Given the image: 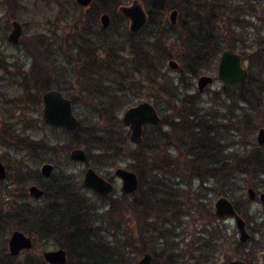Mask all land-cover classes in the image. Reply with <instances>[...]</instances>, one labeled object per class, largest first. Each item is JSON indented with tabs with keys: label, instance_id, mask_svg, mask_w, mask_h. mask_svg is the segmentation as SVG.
<instances>
[{
	"label": "trees",
	"instance_id": "trees-1",
	"mask_svg": "<svg viewBox=\"0 0 264 264\" xmlns=\"http://www.w3.org/2000/svg\"><path fill=\"white\" fill-rule=\"evenodd\" d=\"M170 1L148 0L150 11L147 25L141 31L148 33L145 42H139L137 52L133 54L136 60H132V63L137 61L138 64L135 68L120 65L117 69L121 57L113 52L111 62H101L90 55V70L96 83L93 87L82 81V92L87 93V108H92L91 112L85 113L97 122L87 127L84 125V129L81 122L74 132H63L67 137L64 150L84 147L90 154L99 153L107 160V166H117L122 160L130 161L129 168L138 178V190L130 197L121 193L106 199L92 193L93 200L85 195V189L71 175L59 173L45 182L42 198L32 201L26 187L30 181L39 179V175L31 164H39L43 160L39 155L43 151L48 154L55 152L54 146L39 141L33 147L24 139L23 146L18 149L19 145L14 142L8 144L10 133H7L5 138H0V144L12 150H22L25 158L19 159L13 173L7 166L6 180L11 181L12 189L7 191L8 202L0 205V264H45L41 257L19 259L8 255L5 247L7 235L15 230L37 241L52 238L62 240L61 246L68 251L69 260L77 257L76 264H125L126 252L132 258L151 252L153 264H217L226 242L227 231L222 226L226 220L214 218L211 203L206 201L208 189L202 186L194 189L192 184L182 186L179 182H170L182 177V174L174 175L183 173L175 170L185 168L193 169L195 173L203 169V175L197 176L201 185L206 184L205 179L208 182L213 180L216 186L227 190L220 191L222 196L234 194L237 186H254L259 178L257 172L264 170V153L254 143V134L261 123L257 112L261 110L263 102L257 93L260 89L255 83L257 77L249 74L246 81L219 92L222 100L220 107L225 111L221 117H213L205 111L207 108H202L198 109L197 114L187 115L186 120L178 117L177 123L161 120L157 127H145L142 143L136 151L129 150L128 132L115 109L134 105L130 98L140 94L139 90L156 87L161 94L164 92L161 84L164 62L172 58L171 46L178 42L173 39L172 33L179 28L178 21L172 26L164 21V15L168 10H176L180 17L183 10H191L192 2L186 0L182 6H175ZM200 2L201 5H194L199 19L197 28L189 29L187 33L191 45L187 62L180 60L186 66L191 81L199 73L207 71L204 69L206 62H210L209 66L212 67L224 50L236 51L240 41L235 43L225 41V38L233 37L236 30L248 29L247 23L239 18L246 16L245 8L246 13L251 14L250 6L240 3L227 9L224 3H218L219 0H205L207 4L203 3L204 0ZM109 5L111 11L118 10L117 0H110ZM227 10L229 17H226ZM154 12H157L158 22L152 18ZM159 26L162 28L160 31ZM83 41L86 42V38ZM180 72H183L182 66L175 73ZM49 78H52L51 74ZM182 81L169 79L167 84L176 89L179 86L183 88L185 84L183 90L189 89L191 83ZM261 85L264 86V82ZM153 91L157 92L155 89ZM195 105L200 106L201 102ZM194 108L191 107V112ZM213 109L216 110L211 107L208 111ZM181 124L190 133L187 136L189 142L182 143V146H188L190 154L173 160L167 152L169 146L173 147L171 138L175 128ZM162 127L168 128L169 134ZM1 134H5L4 126ZM31 154L37 156L29 159ZM234 207L238 214L241 213L238 205L234 204ZM185 227L200 229L195 232L199 239L193 242L195 247L189 255L176 243L180 234L185 233ZM253 239L254 236L244 244L236 241L234 246L238 258L246 264H251L255 249L259 248L258 243H255L256 248L249 245ZM119 242L120 248L116 246ZM122 244L129 251L122 250ZM69 260L67 264H71Z\"/></svg>",
	"mask_w": 264,
	"mask_h": 264
},
{
	"label": "rangeland",
	"instance_id": "rangeland-1",
	"mask_svg": "<svg viewBox=\"0 0 264 264\" xmlns=\"http://www.w3.org/2000/svg\"><path fill=\"white\" fill-rule=\"evenodd\" d=\"M133 0H117L118 8L120 6L129 5ZM141 1V0H140ZM186 0H171L170 2L172 4H175V6H182V2ZM191 10L190 11H184L182 12L181 16L179 17V14L177 12V26L178 29L175 30V32L172 33L173 39H177L178 42L171 46V59H167L164 62V68H163V76H162V86L164 87V92L161 94L159 91H157V88L154 87L151 90L142 89L139 90V93L135 98H130V101L132 104L136 105L141 102H148L152 104L156 111L159 113L161 120H164L166 122H173L177 123L178 117H183L186 120V116L190 115V113L197 114L198 109H206L207 113L212 115L213 117L218 116L221 117L225 111L221 109L220 105L222 100L219 98V92L222 91L221 84L215 80L216 75V65L219 59L220 54L215 59L214 65L210 67V62L207 63L204 66V69L206 68V72H201L199 75L194 78L192 81L186 71V66L181 63L180 60H182L184 63L187 62V57L189 55V49L191 45L188 41L187 33H189V29L197 28V24L199 23V19L197 17L198 13L196 11V7L194 5H201V0H191ZM19 4L21 5V10L16 15V20L23 26V36L21 39V43L19 45V49L21 50L24 48L25 52L28 51L26 48H29V52H34L31 54H39L42 48V43L46 41L45 39L53 38L57 39L61 43L65 42H74L75 40H80L81 42H84L83 39L86 38V42L83 47H85V50L89 54L90 52L96 49V55L102 54V50L108 48V56L110 57V54L115 53L118 57H121V61L117 63L116 68L118 69L120 65L124 66L127 65L130 68H135V65L137 64V61L132 63V60H136L134 57V53L137 52V44L139 42L144 43V38L147 36V31L141 32L137 36H132L128 31V21L124 19L117 11H111V6L109 5L110 0H93V3L91 7L88 10H83L77 7L75 0H18ZM143 7L148 15V12L150 11V4L148 3V0H142ZM207 4V2H204ZM218 3H224L226 8L232 9L240 3L241 5H247L251 8V14L246 13L247 9L245 8V17H240V20H243L245 23H247L248 29L236 30V34L233 37L225 38V41H231V42H237L240 41V45H238L236 52L238 54L242 55V62L243 67L247 68L249 71V74L254 78L256 76L255 72L253 71V68H251L252 61L251 56L252 53L254 55V42L260 40V45L262 47V50L264 51V0H257V2H252V0H219ZM245 7V6H244ZM1 8V7H0ZM171 10H168L165 12L164 15V21L169 22V13ZM108 14L110 16V23L107 29L103 30L99 23V17L102 14ZM230 13L227 14L226 17H229ZM204 16V14L202 15ZM152 18L154 22H158L159 18L157 16V12H154L152 14ZM164 22V23H165ZM80 23H82L80 25ZM0 25L3 27L8 25L6 24V21L4 17L0 16ZM164 29V26H163ZM162 30V28L159 26V31ZM82 39V40H81ZM88 39L90 41H88ZM224 38H222L223 40ZM42 42V43H41ZM89 42V43H87ZM94 43V44H93ZM37 47V50H36ZM6 52H12L10 49H5ZM20 50L17 51L18 55V62L16 65L11 66H2L0 67V117L2 118V122L5 128V134H1L0 138H5L7 136V133H10L8 135L9 139V145H11L13 142L19 146L17 148L19 149L21 146H23V140L26 138H32V137H46L47 139H52L55 141V139H58V143H60L61 148L57 151V153H50L49 156H46L41 163H35L31 164L32 168H36L39 170L40 166L43 163H50L54 165L57 169L56 174L59 173H66L68 175H71V178L79 184L80 187H82V178L85 170L87 168H92L94 171L99 173L101 176L105 177L108 180H111L114 185V196H117L121 194V183L118 179L114 178L113 173L114 170L117 168H123L132 171L129 168L130 161L122 160L117 166H107L108 162L105 158H102L101 155L97 152H93L90 154V152H87V150L82 147L83 151H85L86 155L90 157L87 162L85 163H74L69 160V152L70 150H64L62 149V145H64L65 140H67V137L63 135L62 133L59 134V132H54L49 129H44L41 125V110H30L24 109L21 107H16L13 103H11L13 97L16 96H22V92L20 89L15 87V85L11 84L15 81V78L13 77V74H15V68H22L24 72H27L29 67H31V62L28 61L26 58H32L25 55V52H21ZM67 54L69 53V47L66 46L65 48ZM28 52V53H29ZM98 52V54H97ZM169 60H174L178 63L179 68L182 66L183 72L177 74L176 71H170L167 67V62ZM87 62V63H86ZM85 62L84 58L82 60L81 64V70L82 75H90L91 79L87 80L89 84H91L93 87L96 83V78L92 77V73L90 70V62L89 58ZM86 67V68H85ZM127 68V67H126ZM89 69V70H88ZM74 71L70 70V74H73ZM202 75H208L213 79V82L211 85L205 88L204 92L202 94H199L197 96V89H196V80L198 77ZM160 76V75H159ZM169 79H175L176 81L178 79H182L186 82H190V88L187 90L185 89L183 84V88L179 86V89H176L174 87H171L167 84ZM100 81V80H99ZM180 81V80H179ZM80 84V81L78 82ZM79 84H77L79 86ZM88 84V85H89ZM178 85V84H177ZM176 86V84H174ZM80 88V87H79ZM153 89H155L157 92H154ZM66 95L69 97L72 93L67 92L66 89L64 90ZM101 94V92H99ZM103 93L102 95H104ZM109 96V95H107ZM186 96V97H185ZM262 98L263 106L261 107V110L257 112V118L261 121L259 127L257 128H264V97ZM196 102H201L200 106L195 105ZM132 105V106H134ZM195 107L194 110L191 112V107ZM131 107V106H130ZM215 107L216 112L214 109L212 111H208L209 108ZM129 108V107H127ZM127 108H119L115 109L118 112V119L121 122V118L123 115V112ZM222 111V112H221ZM85 108L82 107V109H79V112L76 113V116L78 115V118L80 117V120L82 122V126L84 129L89 124L93 122H97L96 119L92 120L90 119L87 114ZM39 123V124H38ZM37 124L40 126V128L35 129L34 126ZM122 124V123H121ZM33 125V126H31ZM126 129V128H125ZM175 132L173 134V137L171 138V145L173 147L168 148V156L172 157L173 160L180 159V157L189 155L190 151L187 150L188 146H182L183 141L189 142L187 140V136L190 135L189 131L185 128L184 125H178L175 128ZM162 130L169 134V129L162 127ZM126 132L129 131L126 129ZM12 134V136H11ZM144 136V134H143ZM256 136V132L254 134V138ZM131 144V143H130ZM3 145V144H2ZM0 144V160L5 164L6 166H9L12 170H15V166L18 163L19 159L25 158L23 155L24 152L22 150L8 148L6 146H2ZM177 146V149H176ZM138 145H133L129 147V150L131 152L136 151ZM59 152V153H58ZM180 152H182V155H180ZM28 157V156H27ZM26 157V158H27ZM188 159V158H187ZM190 160V159H189ZM175 171H181L183 173H174V175L180 176L178 174H182V177L178 179H173L170 183H176L179 182L182 184V186L187 184H192L193 188L196 189L199 186H202L203 188L208 189V195L207 200L208 203H211V209L213 210V205L215 201L220 197H226L229 199L232 204L238 205L241 202L246 201V188H238L235 191L234 194H228L227 196H222L220 194V191H227L224 187H218L215 185L214 181L211 180L208 182L206 179L203 180L204 183L201 185V180H198L197 176L203 175V169H201L198 173H195L192 169H180ZM190 171V172H189ZM133 172V171H132ZM13 173V172H12ZM171 174V173H170ZM195 176V177H193ZM263 179V178H261ZM184 181V182H182ZM36 184L41 189L44 190V184L41 181H34L30 184ZM26 187V190L28 186ZM256 184V183H255ZM255 189L253 186H249ZM12 189L11 187V181L5 180L4 182L0 183V205L2 203H7L9 197L7 191H10ZM86 196L93 199V194L91 192H88L86 190L83 191ZM264 192V191H262ZM3 195V196H2ZM32 200V199H31ZM94 200V199H93ZM34 201V200H32ZM101 204V203H100ZM248 210V211H247ZM262 207L259 202H253L249 204L246 207L247 217H254L258 216V212H261ZM251 215V216H250ZM130 217V216H128ZM244 218V216H242ZM246 217V215H245ZM222 224V223H220ZM222 226L226 227V242L224 243V247L222 250V254L219 257V260L217 264H227L229 261L232 260H239L238 253L234 252V246L236 241H239L238 239V233L236 231L234 222L231 220H226L223 222ZM199 228L189 227L186 229L184 228L185 233L183 234L185 237L178 239L176 243L180 244V247L185 250L187 255L194 249L193 242L198 240V235H195V232H199ZM179 231H182L179 230ZM193 231V232H192ZM249 231V229H248ZM251 231H249L250 233ZM11 232L7 235L6 240V250H7V241L8 237ZM181 233V232H180ZM251 234V233H250ZM254 235H251L253 237ZM255 238L249 242V245L255 246V243H258L257 249H255V257L252 259L251 264H264V237H262L261 234H258V236H254ZM62 240H58L57 238L52 239H46V240H39L36 239L33 241V247L31 250L22 253L20 256H18L19 259H25L28 256H36L37 258H42V253L44 251H52L57 249H64L67 252V262L69 260V253L68 251L63 248L61 245L63 242ZM123 245V244H122ZM116 246L120 248L121 243L119 242ZM122 250L125 248V245ZM117 248V249H118ZM256 248V246H255ZM127 249V248H126ZM125 250V249H124ZM129 251V250H125ZM8 253V251H7ZM151 253V252H150ZM152 254V253H151ZM225 255H227V258H224ZM140 256L136 258L130 257V254H125V264H135L139 260ZM159 259V258H158ZM77 257L73 256L72 259L69 261L71 264L77 263ZM124 262V260H123ZM45 263V262H44ZM67 264V263H66Z\"/></svg>",
	"mask_w": 264,
	"mask_h": 264
},
{
	"label": "water",
	"instance_id": "water-1",
	"mask_svg": "<svg viewBox=\"0 0 264 264\" xmlns=\"http://www.w3.org/2000/svg\"><path fill=\"white\" fill-rule=\"evenodd\" d=\"M93 0H75L81 7H88ZM118 13L128 21V31L131 34H137L142 31L148 20V15L140 0H133L129 5L120 6ZM177 11L172 10L169 13V22L172 26L177 22ZM102 28L109 26V16L102 14L100 16ZM22 35V28L18 22L12 23V31L9 35V41L16 44ZM170 71H178L179 65L174 60L167 62ZM248 77V70L243 67L242 57L232 51H223L216 65L215 80L221 84L223 90H227L233 84L244 82ZM213 79L208 75H202L196 80L197 92L202 94L206 87L211 85ZM44 110L42 113L43 121L54 127H61L68 131H73L78 126V121L71 112L70 102L62 98L56 92H49L43 96ZM122 125L129 131L128 140L133 145H140L143 141L144 128L146 126L156 127L160 124V117L155 107L148 102H141L127 108L121 118ZM2 126L0 120V128ZM256 143L258 146L264 145V129L261 128L256 134ZM69 158L74 162L83 163L86 161V153L80 148L73 149ZM53 172L51 164H44L40 169V174L48 178ZM114 178L121 183L120 190L124 194H133L138 190L139 183L136 174L130 170L117 168L113 173ZM7 171L4 164L0 161V181L5 180ZM82 187L93 191L102 198H106L113 193V185L94 171L87 168L83 174ZM28 195L33 200H39L43 196V191L33 185L28 189ZM249 201L255 199V193L252 189L247 190ZM260 202L264 205V195H260ZM213 215L218 221L230 219L234 222L239 235V241L246 243L250 236L247 232L245 221L235 212L232 202L225 198H218L213 205ZM33 247V238L21 231H12L7 241V251L10 257H18L23 252L31 250ZM67 252L64 249L44 251L42 253L43 261L46 264H66ZM136 264H152L150 253H144ZM227 264H246L242 260H232Z\"/></svg>",
	"mask_w": 264,
	"mask_h": 264
},
{
	"label": "flooded vegetation",
	"instance_id": "flooded-vegetation-1",
	"mask_svg": "<svg viewBox=\"0 0 264 264\" xmlns=\"http://www.w3.org/2000/svg\"><path fill=\"white\" fill-rule=\"evenodd\" d=\"M92 3H93V1L91 2V4L88 7H85V8L81 7L77 3H76V5L80 9L88 10L91 7ZM0 7H1L0 8V16L4 17L6 24L8 25V27L7 26L3 27L2 25H0V67L16 65L18 60H19L18 55H17V51L20 50L18 47L21 43V39L23 36V26L15 18H16V15L21 10V5L19 4L18 0H0ZM13 22H18L22 28V35L16 44H13L8 39L9 35L12 31V23ZM99 23H100V17H99ZM109 23H110V16H109ZM100 26H101V24H100ZM101 28H102V26H101ZM107 28H102V29L105 30ZM140 33H141V31L137 34H131V33L130 34L132 36H137ZM45 40L46 41H44L43 43L41 42L42 48L40 51V55L39 54H31L34 52H29L28 47L26 48L28 50L26 52H25L24 48H22L20 50L21 52L24 51L25 55L28 57H31V55H32L33 59L32 58H26L28 61H32L31 67H29L27 72H24L21 67L15 68L16 73L13 74L15 81L11 84L15 85V87L20 89V91L22 92V96L13 97L11 103H13L16 107L22 106V108L27 109L28 111H30V110L35 111L37 109H40L41 110L40 118H41V123H42L41 126L44 129L46 128V129H49V130L54 131V132H59V134L62 133L63 135H65L63 132L72 133L78 129V127L81 123V120H80V117L78 118V115L76 116V113L79 112V109H82V107H83L86 109L87 112L92 111V108H87L88 103L85 100V98L87 97V93L83 94V92H82V87L84 85L82 83V81L86 82L87 80L91 79V77L89 75L83 76L81 73L82 72V70H81L82 60L84 58V60L86 62L89 58V54L85 50V47H87L86 45H84L85 42H81L80 40H78V41L75 40L74 42H68V43H65V42L61 43V41L59 42L57 39H55V41H54L52 37L49 39L47 38ZM83 45L85 47H83ZM66 46L69 47V53L68 54L65 50ZM254 47H255L254 48L255 52H254V55L252 53V56H251V61H252V65H253L252 68L256 74L255 77H257L255 79V83L257 84L258 87H260V89H258L257 93L260 97H264V86L261 85L262 82H264V66L263 67L261 66V64L264 63V51L262 50V47L260 45V40L258 42L257 41L254 42ZM5 49H10V50H12V52H6ZM36 50H37V47H36ZM108 52L109 51L106 48V49L102 50L103 55L98 54V52H97L98 55H96V49H94L93 51L90 52V55L96 56L101 62H105V61L111 62L112 61L111 54L109 57ZM240 56L242 57L241 54H240ZM71 68L74 71L73 74H70ZM50 74L52 75L51 79L49 78ZM79 81H80V84L78 83ZM77 84H79V86ZM65 89L67 92L69 91L72 93L69 97L64 92ZM223 91H225V90H223ZM49 92H56V93L60 94L63 99L68 100L70 102L72 115L78 121V126L76 127V129H74L73 131H68V130L61 128V127L51 126L49 124H46L43 121V118H42V113L44 110L43 96ZM88 96H89V94H88ZM158 115H159V113H158ZM159 117H160V115H159ZM0 120L2 123V126L0 128V132H1V129L3 128L4 125H3L1 117H0ZM160 121H161V118H160ZM31 126H33V125H31ZM36 127L40 128V126L37 124L34 126V128L37 129ZM146 127H148V126H146ZM258 130H256V134H257ZM26 139H27L28 144H31V145L33 144V147L39 141L42 143L49 142V144H48L49 146H54L55 153H57V151L61 148L60 143H58V141H59L58 139H55V141H53L52 139L49 140L46 137H42V138L41 137L40 138H36V137H32V138L30 137L29 138L28 137ZM50 142H52V143H50ZM254 143L256 144L259 151L264 153V145L263 146L257 145L256 136L254 138ZM36 146H39V145H36ZM62 149H63V147H62ZM73 149H76V148L70 149V152ZM70 152H69V154H70ZM48 153H45V151H43V153H41L39 155H41V157L44 159L46 156H49ZM36 156H37L36 154L35 155L31 154L29 159H32ZM68 157H69V155H68ZM69 160L71 162H74L70 158H69ZM42 161L43 160H41V162ZM86 161H87V155H86ZM85 162H83V163H85ZM74 163H80V162H74ZM44 164H50V163H43L40 166L39 170L36 169L37 174L39 175V179L37 178L33 181H30L28 184H30L31 182H34V181H38V182L41 181V182H43V184L45 186V182L47 183L52 178V176L54 174H56L57 169L54 165L51 164L53 166V172H52L51 176L48 178L43 177L40 174V169ZM4 166L6 168L7 176H8L7 166L5 164H4ZM257 173L259 175L258 176L259 178H257L254 182L253 187H255V189L252 187L246 188V191H245L246 201L238 204V206L241 209V213L238 214L235 211L245 221L246 229H247V232H248L250 238H251V235H254L257 237L258 234H261L262 237H264V205L260 202V199H259L260 195H262V194L264 195V192H262V191H264V170L259 171ZM261 178H263V179H261ZM6 179H7V177H6ZM5 180L0 181V183L4 182ZM106 180H108V179H106ZM108 181L113 185L112 181H110V180H108ZM33 185L39 187L36 184H33V183L30 184L27 188V194H28L29 187H31ZM113 187H114V185H113ZM248 189H252L255 193V199L253 201H249L247 198V190ZM41 190L43 191V194H44V190L43 189H41ZM87 191L95 194L93 191H90V190H87ZM113 193H114V190H113ZM113 193L111 195H113ZM133 194H126V195H128L130 197ZM95 195L98 196L97 194H95ZM98 197L101 199L107 198V197L102 198L100 196H98ZM256 201L259 202L261 207H262L261 212H258V214H257L258 216H254L252 218L247 217V214H245L246 207L249 204L256 202ZM234 209H235V207H234ZM245 215H246V217H245ZM242 216H244V218ZM222 221H224V220H222ZM248 229H249V231H251L250 232L251 234L249 233ZM183 234L184 233L180 234L178 239L184 238L185 236ZM30 237H32V236H30ZM32 238L34 240V237H32ZM238 239H239V235H238ZM145 253H150V252H145ZM142 255L140 256V258L142 257ZM151 256H152V264H153V254H151Z\"/></svg>",
	"mask_w": 264,
	"mask_h": 264
}]
</instances>
